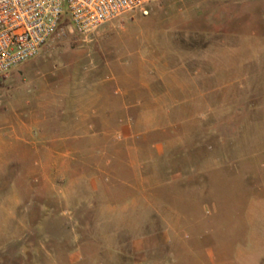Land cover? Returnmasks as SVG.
<instances>
[{"label": "rangeland", "instance_id": "374dc122", "mask_svg": "<svg viewBox=\"0 0 264 264\" xmlns=\"http://www.w3.org/2000/svg\"><path fill=\"white\" fill-rule=\"evenodd\" d=\"M148 32L162 37L157 40L160 45H155V53L165 56L162 61L140 62L132 67L129 63L122 65L116 61L119 56H126V52L130 54L137 47L143 52L148 46ZM262 33L264 0H154L149 5L147 15L139 10L126 12L105 22L86 39L68 30L49 42L37 57L0 77V131L8 137V142H13V129L27 138L26 168L15 165L8 167L0 162V264H22L17 255L10 252L11 241L8 236L17 232L19 219L25 214L31 221L35 218L33 208L36 202L34 199L18 201L3 198L2 193L8 186V178L22 175L25 170L27 175L34 176L36 168L32 165V159L35 153L45 164L42 176H58L63 191L90 190L92 195L88 215H64L60 220L64 224L67 218L72 220L69 224L73 225L75 239L84 240L82 250L90 256L89 259H80L76 255L75 264H115L116 245L122 239H128L131 232L115 230L119 215L107 211L110 206L133 200L136 210L134 217L139 223L140 234L147 231L143 229L146 224L150 228L152 220L157 225L156 220L161 216L175 221L169 203L176 207L179 204L177 191L182 183L178 176L179 171L184 170L183 165L194 164L196 159L209 158L215 152L237 158L242 153L237 150L238 145L239 148L242 145H254L264 137L261 134L264 129V104L260 100L258 81V76L264 77V67L261 69L262 63L257 55L259 51L255 46L249 48L248 53H251L250 58L253 60L243 65L245 72L237 63L248 61L247 51L241 49L233 52L231 57L236 63L234 103L220 102V114H90L87 118L82 117L86 114H78L77 117L66 112L92 111L99 106L114 108V95L110 92L115 88L93 86L94 83L108 80L107 75L111 73L119 74V84L130 90L134 82L157 80V73L165 74L183 65L193 69L195 61L191 58L204 55L206 48L221 49L227 45H237L244 34L257 36ZM162 34H167L169 38H163ZM170 42L174 44H168ZM242 48H245L244 44ZM155 67L159 69L158 72ZM250 70L251 79L242 77ZM175 72L178 78L182 76L181 69ZM231 95L223 96L224 100L228 98L230 101ZM231 106L233 109L226 114L227 108ZM60 112H63L62 118H58ZM128 115L133 117V121H139L135 127L137 129H147L148 125L161 126L162 131L154 136L162 143L171 145L155 161L141 166L137 171L128 170L120 163V159L125 158L128 152L123 150L121 144L124 142L117 139V133L128 120ZM170 115L176 125L168 128L166 123L171 120L168 118ZM38 134L42 139V148L35 151V136ZM143 140L140 137L137 141ZM71 147L75 149H67ZM101 147L106 149L100 150ZM57 158L74 159L78 164L73 167L50 166L51 160ZM107 160L118 161L120 165L114 168L115 172L106 166ZM243 167H238L240 174L234 180L232 192L243 191L254 178V167H251V173ZM228 178L225 177L227 181ZM195 180L192 177L190 183H183L182 186L195 194ZM201 180L196 181L199 183ZM223 184L225 186L222 187L229 192V184ZM43 185L46 188L49 183ZM72 201L77 203L78 199ZM208 205L211 206V203L208 202ZM229 206L235 211L232 222L230 217L227 218L229 211L221 207L215 217L219 221L224 217L225 223L243 229L241 198L230 200ZM222 223L219 222L216 229ZM234 231H230V240L235 239L237 244L233 254L239 250V242L245 239L243 230H239L238 235ZM63 234L64 239L69 241L70 234L66 230ZM220 235L227 238V233ZM47 242L49 247L51 242ZM203 242L204 245H211V237L206 236ZM199 250L207 262L204 264H210L206 248ZM27 264H63V257H50L45 263L32 259Z\"/></svg>", "mask_w": 264, "mask_h": 264}, {"label": "crops", "instance_id": "0c3cea01", "mask_svg": "<svg viewBox=\"0 0 264 264\" xmlns=\"http://www.w3.org/2000/svg\"><path fill=\"white\" fill-rule=\"evenodd\" d=\"M162 35L165 39L169 38L166 36L167 34ZM146 38L148 46L142 50L143 52H140V47H137L130 54L126 52V56H119L116 61L122 65L129 63L131 67L140 62L162 61L165 56L155 53V45H160L157 40L162 37L148 32ZM137 39H139L138 36ZM168 44L173 45L174 43ZM243 44L245 48H242ZM254 46L259 51L257 55L262 63V69L264 67V33L257 36L244 34L237 45H227L221 49L218 47L206 48L204 55H196L193 59L191 58L195 61L193 69H189V65L179 66L178 70L183 71L179 78L175 72L178 70L172 69L165 74L157 73L155 75L157 80L134 82L135 84H132L129 90L119 84L117 80L120 78L119 74L111 73L107 75L108 80L99 81L93 86L102 88L107 85L115 88L110 92L114 95V108L107 109L104 106H99L92 111L86 109L82 112L69 111L66 114H74L77 117H79L78 114H86L82 117L87 118L90 117V114H220V102L234 103L236 63L231 56L235 50H246L248 61L237 63L239 67H243L253 60L250 58L251 53L248 52H250L249 48H254ZM156 68L155 70L158 72L159 69ZM262 72L264 73V69ZM245 76L251 79V70L242 77ZM258 81L261 88L260 100L264 104V77L258 76ZM229 94H232L230 101L228 98L224 100L223 96H229ZM98 99L100 101V96ZM232 109L233 106L227 108L226 114H229ZM262 110V114H264V105ZM61 114L63 112L58 114V118H62ZM138 118L139 116L136 117L137 120ZM168 118L171 120L166 123V127H175L176 124L173 123L172 116L170 115ZM138 123L139 121H133V117L128 115V120L124 122V126L117 133V139L124 142L121 144L124 147L123 150L128 152L125 158L120 159V163L132 171H137L141 166L152 163L157 156L171 147L170 144L162 143L163 141H159L160 139L154 136L162 131L161 126L150 127L148 125L147 129L141 130L135 128ZM8 128L12 133V129L9 126ZM15 131L16 129H13V142L11 140L8 142V137L0 131V162H4L8 167L24 166L22 167L24 169L27 163L25 154L27 138L25 134ZM261 134L264 136V129L261 130ZM86 135L89 136V132ZM140 137L144 138V142L137 141ZM39 138V134L35 136V151L42 148V139ZM238 146L237 150L242 153L237 155V158L231 157L229 154L219 155L215 152L211 153L209 158L196 159L194 164L183 165L184 170L179 171L178 176L180 183L186 185L187 182L192 181V177L202 180L199 183L195 180V194H192L191 190H187V187H183L181 184L180 190L177 191L180 200L178 206L169 203L171 214H173V218H176L175 221L174 219L173 221L169 220L167 216H161L156 220L158 221L157 225L152 220L151 229L146 224L143 229H147V231L140 234L138 233L139 223L134 217L136 210L133 200L121 205L110 206L107 211L114 212L116 216L119 215V218H116L118 226L115 227V230L131 232L128 239H122L116 245L118 251L114 257V263L204 264L207 262L201 256L199 249L206 248L207 252L205 253L208 255L210 264H264V137L257 144L242 145L241 148ZM67 149L74 150L75 148ZM117 163V160H107L106 166L111 167V172H115L114 168L120 165ZM77 164L74 159L61 160L57 158L51 160L49 165L73 167ZM32 165L36 168L34 176L27 175L25 170L22 175L8 178V186L2 193L3 198L18 201L34 199L36 202L33 208L35 218L31 221L25 214L19 219L17 232L8 236V240L11 241L10 252L17 255L22 264H27L32 259L35 262L45 263L48 259L50 260V257H59V255L63 257V264H75L76 255L80 259H89L90 256L85 254L84 249L82 250L85 246L84 240L76 241L75 239L73 225L69 224V222L72 223V220L67 218L66 224L60 220L64 218V215H84L85 213L88 215L92 199L90 190L86 192L63 191L58 176L51 178L42 176V168L45 164L37 153L32 159ZM187 166L189 169H186ZM240 166H244L243 168L248 172L251 171V167H254V178L243 191L232 192L234 180L240 174H238ZM226 176L229 177L228 181L225 179ZM44 183H49V185L44 188ZM223 183L229 184V192H226L225 187H222L225 186ZM189 188L191 187L189 186ZM236 197L241 198L243 202L240 210L242 216L240 218L244 219L243 229H237L234 224L225 223L226 218L224 217L221 218V221L215 217L221 207L222 210L229 211L227 218L230 217L232 222L235 215L234 210H231L234 208L229 206V201ZM75 199H78L77 203L72 201ZM208 202L211 203V206L208 205ZM222 221V226L216 229V225ZM232 229L237 232V235L239 230H243L245 238L239 242V250L234 252L235 254H233V250L237 244L235 239L230 240ZM64 230L70 234L69 241L64 239ZM222 233H227V238L219 236ZM206 236L211 237V245H204L203 240ZM47 241L51 242L49 247ZM123 247L126 249L124 250ZM82 256L84 257L81 258Z\"/></svg>", "mask_w": 264, "mask_h": 264}, {"label": "built area", "instance_id": "2783aa9c", "mask_svg": "<svg viewBox=\"0 0 264 264\" xmlns=\"http://www.w3.org/2000/svg\"><path fill=\"white\" fill-rule=\"evenodd\" d=\"M154 0H0V77L68 30L88 38L105 22Z\"/></svg>", "mask_w": 264, "mask_h": 264}]
</instances>
